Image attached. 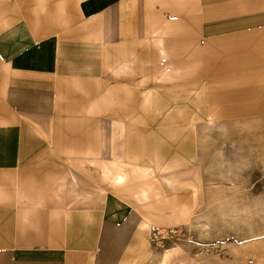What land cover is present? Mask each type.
<instances>
[{
    "label": "crops",
    "instance_id": "1",
    "mask_svg": "<svg viewBox=\"0 0 264 264\" xmlns=\"http://www.w3.org/2000/svg\"><path fill=\"white\" fill-rule=\"evenodd\" d=\"M263 118L264 0H0V264H151L202 129Z\"/></svg>",
    "mask_w": 264,
    "mask_h": 264
},
{
    "label": "rangeland",
    "instance_id": "2",
    "mask_svg": "<svg viewBox=\"0 0 264 264\" xmlns=\"http://www.w3.org/2000/svg\"><path fill=\"white\" fill-rule=\"evenodd\" d=\"M196 151L194 166L178 174V189L196 192L194 218L155 232L151 264L177 247L170 264H264V118L205 127Z\"/></svg>",
    "mask_w": 264,
    "mask_h": 264
}]
</instances>
